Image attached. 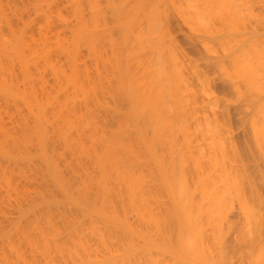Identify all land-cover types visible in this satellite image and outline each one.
Segmentation results:
<instances>
[{
    "label": "bare ground",
    "instance_id": "6f19581e",
    "mask_svg": "<svg viewBox=\"0 0 264 264\" xmlns=\"http://www.w3.org/2000/svg\"><path fill=\"white\" fill-rule=\"evenodd\" d=\"M0 264H264V0H0Z\"/></svg>",
    "mask_w": 264,
    "mask_h": 264
}]
</instances>
